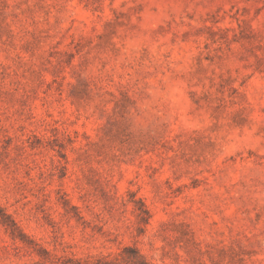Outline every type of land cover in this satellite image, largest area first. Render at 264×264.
<instances>
[{
    "label": "rangeland",
    "instance_id": "rangeland-1",
    "mask_svg": "<svg viewBox=\"0 0 264 264\" xmlns=\"http://www.w3.org/2000/svg\"><path fill=\"white\" fill-rule=\"evenodd\" d=\"M0 264H264V0H0Z\"/></svg>",
    "mask_w": 264,
    "mask_h": 264
}]
</instances>
